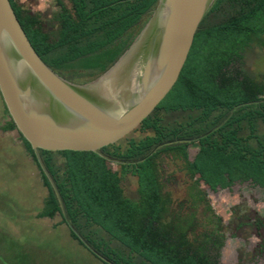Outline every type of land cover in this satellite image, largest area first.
Here are the masks:
<instances>
[{
  "label": "trees",
  "instance_id": "trees-1",
  "mask_svg": "<svg viewBox=\"0 0 264 264\" xmlns=\"http://www.w3.org/2000/svg\"><path fill=\"white\" fill-rule=\"evenodd\" d=\"M9 1L37 54L59 74L78 82L102 73L121 55L157 2L68 0L67 5L56 0L57 27L46 31L39 13L23 8L17 0ZM225 6L229 8L226 18L212 23L211 16ZM251 48H264V0H215L200 22L175 84L132 132L143 135H128L102 151L129 160L161 142L172 143L141 162L118 164L117 169L93 151L39 150L70 222L109 262L94 254L68 227L71 237L103 264H219L222 241L212 231H196V209L202 205L211 210L198 183L211 190L235 182L264 188V73L255 78L245 69V55ZM84 77L88 79L83 81ZM3 108V115L9 117L4 102ZM160 111L184 116L164 123ZM2 128L14 130L16 126L9 117ZM19 135L47 188L36 216L59 215L67 225L30 143ZM191 145L198 147L193 159L188 156ZM162 155L181 162L184 173L195 177L187 187L188 198L178 202L176 210L162 181ZM128 173L137 178L135 199L125 195L122 186ZM184 205L188 211L182 213ZM257 217V228H264ZM256 250L264 254L262 235Z\"/></svg>",
  "mask_w": 264,
  "mask_h": 264
},
{
  "label": "water",
  "instance_id": "water-1",
  "mask_svg": "<svg viewBox=\"0 0 264 264\" xmlns=\"http://www.w3.org/2000/svg\"><path fill=\"white\" fill-rule=\"evenodd\" d=\"M215 0H157L148 18L121 55L86 82L72 81L37 54L9 0H0V95L17 131L30 143L37 163L58 199L68 227L104 261L70 222L58 187L40 149L93 151L130 135L150 116L175 84L194 35Z\"/></svg>",
  "mask_w": 264,
  "mask_h": 264
},
{
  "label": "rangeland",
  "instance_id": "rangeland-1",
  "mask_svg": "<svg viewBox=\"0 0 264 264\" xmlns=\"http://www.w3.org/2000/svg\"><path fill=\"white\" fill-rule=\"evenodd\" d=\"M17 1L32 13H39L46 31L56 29V0ZM63 1L69 5L68 0ZM228 12L227 6L222 7L211 16L210 21L220 22ZM147 18L148 14L144 20ZM244 66L252 76L260 78L261 73H264V48L249 49ZM62 76L78 82L65 74ZM85 79L88 77L82 80ZM3 109L0 96V125L8 118L3 115ZM160 114L164 123L181 120L184 116V113L179 112L160 111ZM142 135L137 131L129 136L138 138ZM120 143L125 147V140ZM197 149V146H189V159H193ZM24 151L16 129L11 130V135L0 139V264H103L76 240L67 239L65 227L48 231V218L30 216L40 205L41 195L47 194V188L42 185L39 170L28 152L26 156L30 163L24 160ZM112 167L119 168L117 163H112ZM180 167L181 162L173 161L169 155H162V181L174 201L172 207L175 210L178 209V202H185L188 198L187 187L195 180V177L190 179ZM122 186L127 195H138L136 176L125 174ZM198 187L206 194L211 210H204L202 205L196 209L199 220L196 231H212L222 241L219 264H264V254L256 250L261 235L264 236V228H257V216L264 224V188L253 186L250 182H235L230 187H218L216 190L199 182ZM181 208L182 213L188 211L186 205ZM55 220H61L60 216L53 218Z\"/></svg>",
  "mask_w": 264,
  "mask_h": 264
},
{
  "label": "crops",
  "instance_id": "crops-1",
  "mask_svg": "<svg viewBox=\"0 0 264 264\" xmlns=\"http://www.w3.org/2000/svg\"><path fill=\"white\" fill-rule=\"evenodd\" d=\"M9 119V117L7 118V119H5V122H6V120H8ZM4 122V123H5ZM4 125V124H3ZM11 135V130H6V129H3L2 128V125H0V137H1V135H2V138H4L6 135ZM2 138H0L1 140H2ZM25 150V149H24ZM25 153V154H24ZM24 160L26 161V163H30L29 161H28V159H27V152L26 151H24ZM36 174V173H35ZM37 176V175H36ZM38 179V178H37ZM38 181H40L39 179H38ZM41 182V181H40ZM42 183V182H41ZM42 185H43V183H42ZM124 189V188H123ZM124 193H125V191H124ZM125 195H127L126 193H125ZM128 197H130V198H132V199H135V198H137V196H134V197H131V196H129V195H127ZM44 197H45V195L44 194H42L41 195V197H40V205L31 213V215L30 216H33V217H35V218H45V216L44 217H37L36 215H37V213L39 212V210L43 207V205H41V203L43 202V199H44ZM57 216V215H56ZM56 216H54V217H46V218H48V220L50 221L49 222V224H47L46 226H48L49 228H50V230H48V231H51V230H54V229H59V228H63V227H65L66 228V234L65 235H67V239L68 238H71L72 240H75V239H73L72 237H71V235H70V232H69V228H68V226L66 225V224H64V223H61L60 222V220H55V221H53V218L55 219V217ZM52 219V220H51ZM44 224H41L40 226H43Z\"/></svg>",
  "mask_w": 264,
  "mask_h": 264
}]
</instances>
